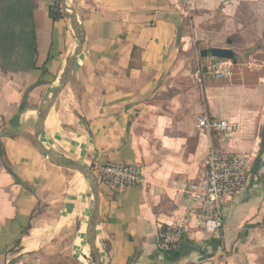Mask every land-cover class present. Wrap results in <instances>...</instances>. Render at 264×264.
<instances>
[{
  "label": "crops",
  "instance_id": "1",
  "mask_svg": "<svg viewBox=\"0 0 264 264\" xmlns=\"http://www.w3.org/2000/svg\"><path fill=\"white\" fill-rule=\"evenodd\" d=\"M245 1L189 0V10L179 0L68 3L81 53L40 142L94 174L108 163L134 164L143 177L119 194L98 184L100 264H264V84L206 79L198 91L172 79L189 35L211 34V16L231 21ZM58 2L0 0V264L94 261L92 184L50 165L34 141L39 111L76 46L70 21L50 16ZM204 59L210 75L217 58ZM202 116L235 127L208 135L197 128ZM210 148L251 155L248 182L223 203L221 232L190 226L176 252H160V226L204 213L181 186L202 177Z\"/></svg>",
  "mask_w": 264,
  "mask_h": 264
},
{
  "label": "built area",
  "instance_id": "2",
  "mask_svg": "<svg viewBox=\"0 0 264 264\" xmlns=\"http://www.w3.org/2000/svg\"><path fill=\"white\" fill-rule=\"evenodd\" d=\"M179 4L189 10V0H179ZM56 5L54 4L52 9ZM209 72L214 80H230L232 64L229 61L215 60L211 63ZM195 78L201 82L200 69ZM234 127L232 121H213L207 116L199 118L197 124V128L208 135L212 132L223 135ZM251 165L252 156L249 154L222 153L210 148L202 177L181 186L182 192L194 203L200 204L204 213L200 216L183 215L171 225L160 226L157 234V249L163 253L176 252L190 226L203 233L221 232L222 205L245 188L251 174ZM95 176L98 183L108 186L114 194L143 184L142 171L134 164L108 163L97 168Z\"/></svg>",
  "mask_w": 264,
  "mask_h": 264
},
{
  "label": "rangeland",
  "instance_id": "3",
  "mask_svg": "<svg viewBox=\"0 0 264 264\" xmlns=\"http://www.w3.org/2000/svg\"><path fill=\"white\" fill-rule=\"evenodd\" d=\"M243 3L244 5L231 21L220 12L211 16L207 23L212 31L211 34L205 29L197 39L189 35L187 47L183 51V47L180 46L177 51L174 64L181 71L175 73L173 80L180 84L191 83L199 91L204 80L214 81L206 69L202 74L201 82L195 78L198 69L207 68L205 59L199 56L200 51L228 49L239 64V72L242 73L241 77L235 76L230 83H241V78L246 76L251 83L264 84V0H246ZM186 25H189L188 22ZM188 30L190 33V29ZM228 41L230 45L227 44ZM246 71L254 75L250 76Z\"/></svg>",
  "mask_w": 264,
  "mask_h": 264
},
{
  "label": "water",
  "instance_id": "4",
  "mask_svg": "<svg viewBox=\"0 0 264 264\" xmlns=\"http://www.w3.org/2000/svg\"><path fill=\"white\" fill-rule=\"evenodd\" d=\"M70 0H61V8H62V14L63 17L70 21L72 24L74 35L76 38V46L73 50V53L71 54L68 63L66 64L64 71L62 75L60 76L57 85L52 90L50 96L48 97L47 101L45 102L43 108L39 111L36 125H35V134H34V141L35 145L40 152V154L44 157V159L47 160V162L60 169H65L69 171H74L81 176H83L86 180H88L93 187L92 193H93V212L90 217V222L88 226V232H87V244L90 249V252L93 256V264H100V257L98 255V252L96 250V224L98 219V213H99V190H98V180L94 173L89 168H85L83 166L74 164L72 162H68L66 160H63L55 155H53L50 151H48L40 142V136L43 131L44 122L50 113L51 109L54 106V103L58 96L62 93L64 88L66 87L68 80L70 76L72 75L76 61L81 53V47L83 43L82 38V29L80 26V23L76 19V17L73 15L72 11L69 8L68 3ZM228 45H230V41L227 42ZM213 56L217 59H229L233 58V54L230 50H220V49H211L208 50H201L200 51V58L204 59L207 58L208 55Z\"/></svg>",
  "mask_w": 264,
  "mask_h": 264
},
{
  "label": "trees",
  "instance_id": "5",
  "mask_svg": "<svg viewBox=\"0 0 264 264\" xmlns=\"http://www.w3.org/2000/svg\"><path fill=\"white\" fill-rule=\"evenodd\" d=\"M50 16H51L53 21H56V20L63 18L61 2H58L55 8H53V9L51 8ZM208 51H210V50H208ZM217 60L231 62V64H232V78L230 80L235 78V76H238V77L242 76V73L239 72L240 71V69L238 68L239 64L236 62L234 57L229 58V59H217ZM204 69H206V68L202 67L200 69L201 76H202L203 72L205 71ZM248 73H250V76L254 75V74H252V72L246 71V74H248ZM240 81H241V83H237V84L244 85L246 87H253L254 85H256L255 82L251 83L249 80H247L246 76L242 77ZM211 134L213 135V134H215V132H212Z\"/></svg>",
  "mask_w": 264,
  "mask_h": 264
},
{
  "label": "bare ground",
  "instance_id": "6",
  "mask_svg": "<svg viewBox=\"0 0 264 264\" xmlns=\"http://www.w3.org/2000/svg\"><path fill=\"white\" fill-rule=\"evenodd\" d=\"M58 103V102H57ZM57 120V119H56ZM60 149V148H59ZM79 218V217H78ZM88 249V248H87ZM90 251V250H89Z\"/></svg>",
  "mask_w": 264,
  "mask_h": 264
}]
</instances>
